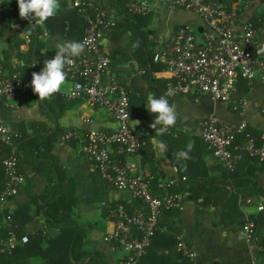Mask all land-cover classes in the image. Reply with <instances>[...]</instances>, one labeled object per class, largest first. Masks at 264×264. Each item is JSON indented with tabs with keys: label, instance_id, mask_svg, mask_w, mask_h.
Segmentation results:
<instances>
[{
	"label": "crops",
	"instance_id": "0c3cea01",
	"mask_svg": "<svg viewBox=\"0 0 264 264\" xmlns=\"http://www.w3.org/2000/svg\"><path fill=\"white\" fill-rule=\"evenodd\" d=\"M92 1L115 22L113 34L102 40V48L110 57L103 81L117 80L126 85L132 122L137 133L146 140L138 155H124L114 147L113 153L120 162L141 163L151 174L155 193L159 191V182H169L170 190L181 204L164 212L161 221L169 222V229L159 232L160 236L154 235L140 264H168L159 257L161 248L165 236L175 241L177 233L183 234L187 244L196 251L193 260L181 256L186 259L182 264H251L252 253L239 236L240 226L225 227L219 220L221 210L213 202L219 187L228 186L230 194L235 192V187H240L255 192L241 209L260 211L258 205H264V164L260 166L243 159L237 165L234 182H224H230V178L206 148L200 135V121L213 115L234 125L244 122L257 144V137L264 138L261 111L264 82L259 79L252 84L244 79L237 82L235 98L245 97L243 107L214 100L208 95L193 98L177 93L167 97L164 91L167 74L157 54L158 44L179 27L202 29V19L191 10L169 8L157 0L151 3L146 14L128 12L129 15L118 11L113 0ZM249 2L240 21L264 14V0ZM60 3L61 10L44 26H35L29 20L12 25L0 21V66L7 73L17 72L28 87V92L20 98L8 104L0 102V125L23 139L25 148L35 147L33 153L28 152L32 158L19 163L22 185L0 212V264H68L72 258L74 264H97V261L117 264L122 252L104 240L105 235L114 230L107 209L119 202L130 209L140 205L129 191L110 185L83 152L86 131H115L117 124L110 111L85 99L63 97V92L72 86L68 72L67 84L45 100V104L32 91V73L40 72L44 61L52 59L57 45L64 41L80 42L84 34V24L69 0H60ZM256 38L257 55H261L264 53V22ZM32 45L34 48L30 49ZM81 56L91 55L84 50L77 57ZM258 75H264V68ZM149 95L163 96L176 107L177 123L163 134L159 132L161 125L151 127L156 114L147 109ZM67 131H73V136L67 138ZM242 139L239 134L236 142ZM161 143L166 147L162 149ZM189 143L192 145L190 158L177 160L174 154L187 150ZM13 149L19 154L24 151L20 144H14ZM9 151L10 146L0 137V181L4 175L1 161ZM237 195L240 200V194ZM47 206L55 209L53 217L47 215ZM10 231L18 239L26 235L28 241L18 240L11 253H6L4 247ZM260 262L264 264V256Z\"/></svg>",
	"mask_w": 264,
	"mask_h": 264
},
{
	"label": "built area",
	"instance_id": "2783aa9c",
	"mask_svg": "<svg viewBox=\"0 0 264 264\" xmlns=\"http://www.w3.org/2000/svg\"><path fill=\"white\" fill-rule=\"evenodd\" d=\"M155 0H126L125 7L133 14H146ZM169 8L182 7L196 13L203 21L202 29L192 26L179 27L165 41L160 42L158 56L166 71L165 96L177 93L198 98L208 95L221 102H233L241 107L244 96L235 98L237 82L244 79L252 84L256 79L264 82L258 71L264 68V53L257 55V33L264 22V14L240 21L250 6L249 0H157ZM85 23L80 42H86L85 50L90 57L74 58L67 68L72 81L70 90L63 92L67 99H85L88 103L110 111L117 127L107 133L89 130L84 134L83 152L94 162L100 175L112 186L127 190L141 205L132 209L125 203L110 205L108 217L114 222V230L104 240L122 252L117 264H140L157 231L164 232L161 217L169 209L181 206L180 200L169 188V182L158 183V193L151 186V174L139 162H120L112 148L124 155H138L146 145L132 122L130 98L125 84L120 81H103L110 63L109 55L102 48V40L113 34L115 22L106 11L92 0H69ZM55 51L52 53V58ZM28 92V87L17 72L7 73L0 66V102L8 104ZM264 115V103L261 106ZM244 138L236 142L237 136ZM200 135L206 148L228 172L249 156L264 161V143L257 145L247 131L246 123L234 125L209 115L200 121ZM67 138L73 131L65 133ZM0 137L10 146L1 163L3 179L0 181V212L6 201L15 195L23 183L18 154L14 151L17 134L0 125ZM264 205H258L262 210ZM251 221L239 228L251 255V264H260L256 254L254 231ZM25 243L28 237L19 239L8 233L4 251L11 253L17 241ZM176 251L184 258L193 260L196 251L190 247L183 234H175Z\"/></svg>",
	"mask_w": 264,
	"mask_h": 264
},
{
	"label": "clouds",
	"instance_id": "9594fccd",
	"mask_svg": "<svg viewBox=\"0 0 264 264\" xmlns=\"http://www.w3.org/2000/svg\"><path fill=\"white\" fill-rule=\"evenodd\" d=\"M19 16L22 19L34 22L35 26H44L46 22L55 17L61 10L60 0H17ZM86 47V42L64 41L57 45L55 56L44 61V66L40 72L32 73L31 88L38 95L41 101L51 99L56 93L62 90L67 84L66 69L74 64V58L81 55ZM147 109L156 114L155 121L151 125L154 129L161 125V134L174 127L178 120L176 107L169 103L168 99L161 96L155 98L152 95L147 97ZM139 121H137V124ZM160 147H166L161 143ZM192 145H186L187 150H180L174 155L177 160H187L190 158Z\"/></svg>",
	"mask_w": 264,
	"mask_h": 264
},
{
	"label": "trees",
	"instance_id": "16d2710c",
	"mask_svg": "<svg viewBox=\"0 0 264 264\" xmlns=\"http://www.w3.org/2000/svg\"><path fill=\"white\" fill-rule=\"evenodd\" d=\"M113 2L115 6L117 7L118 11L124 13L125 15H129L125 7L126 0H113ZM76 16L83 22L84 27H85L84 20L79 15L76 14ZM23 20L25 19H22L19 16V8H18L17 0L2 1L1 8H0V21L2 23H4L5 25H12L18 21H23ZM31 25L32 24L30 23V27ZM31 38H32V35H31ZM33 48H34V45L30 46V49H33ZM45 102L46 101L44 100L43 103L45 104ZM258 138L259 137H257L258 145L264 143V138H259V139ZM14 141H15L14 142L15 146L17 144H20L24 148V151L22 152V154H19L16 152L18 154L19 163L29 161L30 158H32V156L29 155L28 152L33 153L35 147L25 148L26 146L25 141L18 136L15 138ZM243 159H245V161H252V163H258L260 164V166L264 164V161H259L256 158L249 157V156H244ZM236 168L232 172H228L225 169L226 172L228 173V177L230 178V182L229 181H224V182H227L230 184L234 182V179L236 178V174H237ZM252 193H255V192L244 191L240 187H235V192L233 194H230V190L228 186L227 187L222 186L218 188L217 199L216 200L214 199L213 204L216 206L217 209H219V211L221 210L219 214V220L225 227L229 226L232 228L235 226H242L248 221L252 222L253 224L252 228L254 231V242L256 244V254L261 257V256H264V207L262 210L257 211V212L256 211L245 212L244 209H241V205H245L244 202L249 196L252 195ZM237 194H240L241 196L240 200H238ZM46 212L49 217H53L55 209L52 208L51 206H47ZM161 224L164 225L167 229H169V222L161 221ZM155 235L160 236L162 234L159 233V231H157ZM175 245L176 243L173 237L171 238L170 236L169 238V235L165 236V241L162 245L160 256H159L162 259V262L169 264V262H174L175 260L180 259L178 264H182L186 260V259L184 260L183 258H181V255L176 251ZM68 264H74V259L73 258L70 259V262ZM97 264H99L98 261H97Z\"/></svg>",
	"mask_w": 264,
	"mask_h": 264
},
{
	"label": "rangeland",
	"instance_id": "374dc122",
	"mask_svg": "<svg viewBox=\"0 0 264 264\" xmlns=\"http://www.w3.org/2000/svg\"><path fill=\"white\" fill-rule=\"evenodd\" d=\"M128 161H130V160H128ZM260 259H261V257L259 256V261H260ZM260 264H261V262H260Z\"/></svg>",
	"mask_w": 264,
	"mask_h": 264
}]
</instances>
